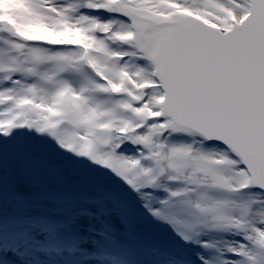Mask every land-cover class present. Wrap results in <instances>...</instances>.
Here are the masks:
<instances>
[{
	"label": "snow or ice",
	"instance_id": "obj_1",
	"mask_svg": "<svg viewBox=\"0 0 264 264\" xmlns=\"http://www.w3.org/2000/svg\"><path fill=\"white\" fill-rule=\"evenodd\" d=\"M0 264H264V0H0Z\"/></svg>",
	"mask_w": 264,
	"mask_h": 264
}]
</instances>
